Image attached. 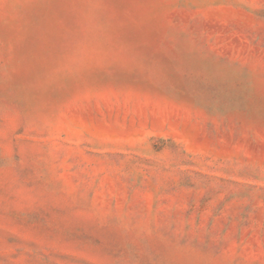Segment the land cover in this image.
Masks as SVG:
<instances>
[{
    "label": "rangeland",
    "instance_id": "374dc122",
    "mask_svg": "<svg viewBox=\"0 0 264 264\" xmlns=\"http://www.w3.org/2000/svg\"><path fill=\"white\" fill-rule=\"evenodd\" d=\"M0 264H264V0H0Z\"/></svg>",
    "mask_w": 264,
    "mask_h": 264
}]
</instances>
